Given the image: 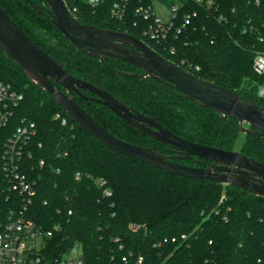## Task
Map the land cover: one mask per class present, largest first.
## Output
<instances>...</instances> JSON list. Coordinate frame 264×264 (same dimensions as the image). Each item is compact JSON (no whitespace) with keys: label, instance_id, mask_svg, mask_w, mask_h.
I'll return each mask as SVG.
<instances>
[{"label":"trees","instance_id":"16d2710c","mask_svg":"<svg viewBox=\"0 0 264 264\" xmlns=\"http://www.w3.org/2000/svg\"><path fill=\"white\" fill-rule=\"evenodd\" d=\"M34 1L48 8L43 0ZM215 2L216 11L186 0L181 15L197 11V16L174 41L179 55L168 57L144 39L134 24L143 23L134 12L140 0L133 1L124 21L113 16L112 0L96 10L82 0H73L80 9L76 13L80 21L132 33L195 75L264 106V99L257 95L263 78L253 70L255 51L262 46L264 2L260 6L251 0ZM0 5L75 76L100 83L126 104L183 137L239 150L264 162V138L243 133L244 140L238 145L242 132L232 118L222 117L152 77L117 74L114 69L142 70L113 58H107L104 65L79 51L49 20L46 9L38 11L25 0H0ZM219 13L228 21L220 22ZM251 19L259 29L250 28ZM182 58L200 68L189 69L181 64ZM0 80L24 94L16 122H34L37 128L30 144L32 155L24 162L26 172L36 180L34 194L29 202L28 197L13 191L0 161V219L26 203L27 216L44 230L53 231L40 251V264H57L56 259L75 243L82 245L86 264H138L140 256L142 264H264V197L236 186L168 172L110 149L32 83L2 49ZM76 98L115 135L139 145L156 146L165 153L166 145L140 133L104 105L79 95ZM58 112L67 117L66 124L55 117ZM2 150L0 144V154ZM174 237L176 241H172ZM126 255L128 262L122 260Z\"/></svg>","mask_w":264,"mask_h":264},{"label":"water","instance_id":"95a60500","mask_svg":"<svg viewBox=\"0 0 264 264\" xmlns=\"http://www.w3.org/2000/svg\"><path fill=\"white\" fill-rule=\"evenodd\" d=\"M25 1L38 11L46 9L49 20L87 56L96 57L104 65H107V58L124 60L142 70V73H138L114 69L117 74L152 77L222 117L232 118L238 123L240 132L264 138V106L255 100L195 75L163 57L131 33L80 21L69 8L67 0H43L48 8L34 0ZM0 49L22 67L32 83L49 93L75 121L110 149L168 172L236 186L264 197V162L239 150L214 147L183 137L154 117L126 104L100 83L75 76L37 44L1 5ZM84 90L93 95L86 94ZM75 93L104 105L140 133L169 147L174 154L163 153L156 146L139 145L115 135L77 101ZM194 158L201 164L209 160V164L196 166L179 161Z\"/></svg>","mask_w":264,"mask_h":264},{"label":"built area","instance_id":"2783aa9c","mask_svg":"<svg viewBox=\"0 0 264 264\" xmlns=\"http://www.w3.org/2000/svg\"><path fill=\"white\" fill-rule=\"evenodd\" d=\"M134 0H112L111 12L120 21H124L132 7ZM156 1L165 2L170 9V17L164 20L158 12ZM205 5L209 9L217 10L215 0H190ZM255 5L260 6L264 0H251ZM93 9L104 6L107 0H82ZM186 0H140L134 6L135 15L143 22H134L140 29L144 39L156 45L164 55L168 57L178 56V48L174 41L192 23L197 11L180 13ZM67 4L76 15L79 12L77 4L73 0ZM220 22H227L228 17L223 13L218 14ZM251 22V29H259V25ZM262 31L260 42L262 46L255 51L253 59V70L263 81L258 86L257 95L264 99V20L262 21ZM181 64L189 69H199V65L182 58ZM181 66V65H180ZM183 67V66H182ZM185 68V67H183ZM188 70V69H187ZM189 71V70H188ZM191 72V71H190ZM193 73V72H192ZM24 99L22 91L17 89L10 82L0 80V144L2 153L0 161L2 168L13 191L28 197L34 194L36 180L26 172L25 159L31 157L30 144L36 134L37 128L34 122H16L17 108ZM61 118L62 123L68 122L67 117L60 112L55 115ZM43 160L40 164H43ZM109 194V192H106ZM28 205L12 208L6 213L5 219H0V264H40L42 261L40 251L46 239L53 235L52 230H44L36 224L34 220L27 216ZM186 235H183L185 238ZM174 237L172 241H176ZM168 241V238L165 239ZM121 247H123L121 245ZM122 260L128 262V256H123ZM143 257L137 260L138 264L143 263ZM57 264H86L84 250L80 243H75L72 249L56 259Z\"/></svg>","mask_w":264,"mask_h":264},{"label":"rangeland","instance_id":"374dc122","mask_svg":"<svg viewBox=\"0 0 264 264\" xmlns=\"http://www.w3.org/2000/svg\"><path fill=\"white\" fill-rule=\"evenodd\" d=\"M156 7L158 9L159 14L164 20L169 19L170 9H169L168 4H166L165 2H161V1H156ZM244 136L245 135L243 133H240L239 138H238V145L242 143V141L244 140Z\"/></svg>","mask_w":264,"mask_h":264},{"label":"flooded vegetation","instance_id":"af4514ba","mask_svg":"<svg viewBox=\"0 0 264 264\" xmlns=\"http://www.w3.org/2000/svg\"><path fill=\"white\" fill-rule=\"evenodd\" d=\"M122 31V30H121ZM125 32H127V31H125ZM129 33V32H128ZM132 34V33H131ZM137 37V36H136ZM139 38V37H138ZM141 39V38H140ZM141 40H143V39H141ZM144 41V40H143ZM145 42V41H144ZM146 43V42H145ZM125 47H128V48H130V49H136L135 47H133V46H128V45H125ZM164 55V54H163ZM164 57V56H163ZM113 59H115V58H113ZM148 77V76H147ZM92 81V80H91ZM162 84V83H161ZM162 85H164V84H162ZM166 86V85H165ZM167 88H169L168 86H166ZM85 92H86V94H89V95H93V93H91L90 91H88V90H84ZM76 95H79V94H77V93H75V96ZM80 96V95H79ZM81 97V96H80ZM83 98V97H82ZM77 99V98H76ZM83 99H85V98H83ZM87 100V99H86ZM78 101V100H77ZM89 101V100H88ZM165 153H169V154H174V152L169 148V147H165ZM188 161H191L189 164H191V165H196V166H208V164H209V160H205V164H201V163H199V162H197L196 161V158H194V159H190V160H188Z\"/></svg>","mask_w":264,"mask_h":264}]
</instances>
